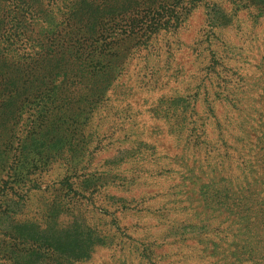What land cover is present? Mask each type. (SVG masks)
<instances>
[{"label":"trees","instance_id":"trees-1","mask_svg":"<svg viewBox=\"0 0 264 264\" xmlns=\"http://www.w3.org/2000/svg\"><path fill=\"white\" fill-rule=\"evenodd\" d=\"M193 2L0 0V214L8 204L20 206L10 214V228H0V264H75L126 241L145 264H174L161 262L171 254L155 256V244L126 236L99 204L113 199L108 185L125 180L120 166L154 159L153 134L137 128L146 112L166 123L175 149L181 145L180 167L184 180L199 183L200 210L225 211L258 239V245L231 240L233 250L220 264H264V86L247 93L241 78L227 75L236 70L204 47L209 85L194 81L183 92L161 95L146 111H135V100L123 106L113 97L131 98L127 81L134 77L141 91L165 85L172 48L159 38L179 32ZM217 106L227 115L219 116ZM249 110L255 126L244 123ZM112 139L129 147L97 168L95 159ZM230 154L238 159L232 169L230 162L224 166ZM158 168V176L171 172L168 164ZM27 226L42 237L23 238ZM45 232L71 240L74 253L62 257ZM239 246L242 253L235 252Z\"/></svg>","mask_w":264,"mask_h":264},{"label":"rangeland","instance_id":"rangeland-1","mask_svg":"<svg viewBox=\"0 0 264 264\" xmlns=\"http://www.w3.org/2000/svg\"><path fill=\"white\" fill-rule=\"evenodd\" d=\"M194 1V8L179 32L167 33L159 38L163 44L168 43L172 48L168 73L172 76L164 81L163 87L153 92L139 90L137 78H131V81H127L133 86L131 98L128 95L126 100L121 102L120 98L117 99L118 96L113 95L119 104L124 106L128 99L135 100L134 110L146 111L161 95L171 96L176 91L183 92L184 89L193 87L194 81L203 80L209 85L208 76H205L206 70L203 69L202 55L207 52L204 47L217 52V56L222 58L221 62H226L229 69L236 70L237 75L233 76L232 71L227 75L230 79L232 77V81L234 78H241L240 84L244 85L247 93L256 95L261 92L264 86V0ZM175 76L178 77L174 78ZM125 86L129 85L126 83ZM211 89L212 87H209V91ZM216 108L219 109V116L224 112L227 115L229 111L224 106ZM233 112L236 116L241 113ZM242 116L245 117L244 123L248 119L250 123L247 124L255 126L257 119L254 120L252 110ZM141 118L137 128L146 130L147 136L153 134L150 142L156 141L154 159L142 167L131 162L120 166L119 177L125 180H116L114 184L108 185L106 192L113 196V199L99 202L116 217L121 231L134 240L142 238L152 245L155 244L153 246L157 258L171 254L161 261L163 263L220 264L222 254L227 255L233 250L231 240L252 241L253 245L254 242L258 245V239L248 237L239 219L225 211L218 213L212 209L200 210L202 202H199L197 195L199 183L184 180L186 173L180 167L185 161L181 145L175 149V137L168 136L167 125L163 120L155 119L149 112L144 113ZM235 122L239 124L237 119ZM128 147V143H119L112 139V144L106 147L107 152L98 155L94 166L101 168L105 160L118 156ZM166 156L169 157L168 160ZM221 160L218 161L219 164ZM237 161V154H230L224 166L230 162L232 169L237 165ZM165 164L170 166V173L159 176L154 174V171L159 169L158 166ZM139 168L151 172H139ZM132 177L136 178L134 182L130 181ZM19 210V205L8 204L7 212L0 214L2 230L10 228V214H18ZM159 212L162 215L157 216L156 213ZM195 214L200 217H195ZM45 235L61 246V253H64L62 257L74 253V243L64 235L51 232H45ZM22 236L26 240L42 237L37 228L31 226L23 228ZM126 242L115 247L97 248L90 260L75 264H145L137 257L133 244ZM243 251L241 246L235 250L236 253ZM67 261L71 263L72 260Z\"/></svg>","mask_w":264,"mask_h":264}]
</instances>
